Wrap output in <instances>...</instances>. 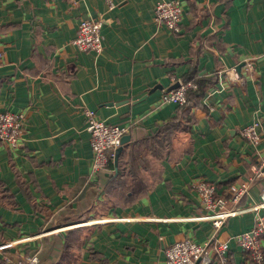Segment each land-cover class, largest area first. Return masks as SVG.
Segmentation results:
<instances>
[{"label": "crops", "instance_id": "0c3cea01", "mask_svg": "<svg viewBox=\"0 0 264 264\" xmlns=\"http://www.w3.org/2000/svg\"><path fill=\"white\" fill-rule=\"evenodd\" d=\"M113 1L0 0V110L25 114L19 145L0 144V264L31 254L38 264H165L174 241L230 239L253 224L245 209L215 231L193 181L227 195L253 177L237 206L259 200L264 0H180L176 32L154 21L159 0ZM100 14L102 50L78 49V22ZM190 74L213 82L164 151L157 133L182 105L161 94ZM84 108L129 126V144L145 139L123 154V185L110 182L114 163L91 172ZM259 117L254 145L239 130ZM68 235L75 241L64 251ZM228 254L229 264H246L231 239Z\"/></svg>", "mask_w": 264, "mask_h": 264}, {"label": "built area", "instance_id": "2783aa9c", "mask_svg": "<svg viewBox=\"0 0 264 264\" xmlns=\"http://www.w3.org/2000/svg\"><path fill=\"white\" fill-rule=\"evenodd\" d=\"M108 8H113L115 2L106 0ZM180 0H159L153 8V19L156 23L164 25L169 31L176 32L182 14ZM104 17H86L80 19L77 25V34L73 44L80 50H92L100 52L103 48V36L101 27ZM4 53L0 49V63ZM176 85L161 94V102L183 105L186 102V93L189 89L196 88V81L181 78L174 79ZM87 131L90 134V147L92 151L91 172L96 174L105 168L109 160L113 159L115 149L121 145L123 135L129 132V126L109 124L99 119L93 109H82ZM264 116V108L262 109ZM256 118L251 123L243 126L239 134L251 144H257L262 137V121ZM25 114L0 110V144L16 147L22 140L24 133ZM259 174V172H257ZM248 181L239 184H231L228 194H218L217 185L204 177H196L193 187L199 195L200 205L205 211L214 230L221 228L227 218L250 209L254 213L253 224L250 229L236 233L229 238L242 250L246 261L252 264L264 263V180L259 192V200L247 208L238 207L240 199L248 191ZM211 239L204 242H196L189 238H183L170 243L164 249L165 264H229L228 254L229 240ZM14 264H38L37 254L26 255L18 259Z\"/></svg>", "mask_w": 264, "mask_h": 264}, {"label": "trees", "instance_id": "16d2710c", "mask_svg": "<svg viewBox=\"0 0 264 264\" xmlns=\"http://www.w3.org/2000/svg\"><path fill=\"white\" fill-rule=\"evenodd\" d=\"M181 79H183L184 81L189 80V79H194L196 81V88L194 89H189L187 90L186 93V102L179 107L178 112L176 113V115L172 118H170L169 120H167V122H165L162 127L159 129L157 135H161L162 139V143H161V147H159L160 149L166 151V149L170 150L171 148V143L170 141L168 142L166 138H164L165 136H168L169 134H171L174 130L177 129V126H179L181 129H188V124L192 121H194V118L192 116V108L196 107V105H198L200 98H202V96L205 94L207 87L209 85H211L213 82L212 81V77H204V78H200L197 77V75L194 74H190V75H185L184 77H182ZM182 122V123H180ZM145 139L138 142L137 141L134 143H128L125 142L123 144L122 150L118 155L117 158V166H118V171L116 173V175L112 176L110 178V182L113 181L115 184L117 185H123V181H121V175L123 172L125 171V168L123 167V154L124 152L128 149H134L135 148V144L138 145L139 143H144ZM129 144V145H128ZM128 146V147H127ZM140 151L138 149H135V152ZM112 166L113 162L112 160H109V162L107 163L106 166ZM126 192H130L131 194H134V191L131 190H125ZM121 192V191H120ZM122 193V192H121ZM79 227L75 228L73 230V233H78ZM76 234H72L71 236H75ZM71 236H67L65 241H64V251L70 247L71 243H74V238H71ZM69 237V238H68ZM76 244L79 243V240H76L75 242ZM246 258V257H245ZM251 261H246V264H252L250 263ZM264 264V263H263Z\"/></svg>", "mask_w": 264, "mask_h": 264}, {"label": "water", "instance_id": "95a60500", "mask_svg": "<svg viewBox=\"0 0 264 264\" xmlns=\"http://www.w3.org/2000/svg\"><path fill=\"white\" fill-rule=\"evenodd\" d=\"M241 65H242V63L239 64V66L237 67V69H238ZM175 85H176V83H175ZM175 85H174V86H175ZM174 86H173V87H174ZM129 138H130V137H129L128 134L123 135V137H122V139H121V145L118 146V147L115 149V151H114L113 163H114V166H115V167L117 166V158H118V155H119L120 151L122 150L123 144H124L126 141H128Z\"/></svg>", "mask_w": 264, "mask_h": 264}]
</instances>
